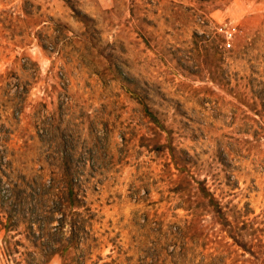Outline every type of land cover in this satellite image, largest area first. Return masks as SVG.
Returning <instances> with one entry per match:
<instances>
[{"label":"rangeland","instance_id":"obj_1","mask_svg":"<svg viewBox=\"0 0 264 264\" xmlns=\"http://www.w3.org/2000/svg\"><path fill=\"white\" fill-rule=\"evenodd\" d=\"M0 264H264V0H0Z\"/></svg>","mask_w":264,"mask_h":264},{"label":"built area","instance_id":"obj_2","mask_svg":"<svg viewBox=\"0 0 264 264\" xmlns=\"http://www.w3.org/2000/svg\"><path fill=\"white\" fill-rule=\"evenodd\" d=\"M219 31H221L223 34V39H224V41H223V46H224V48L226 49V48H229L230 47V43H229V41H230V39H231V37H232V35L235 33V27L234 26H231V25H229V26H224V25H221V26H219Z\"/></svg>","mask_w":264,"mask_h":264}]
</instances>
